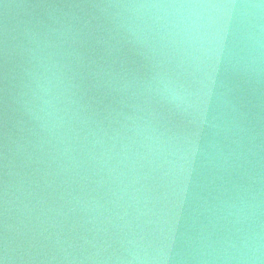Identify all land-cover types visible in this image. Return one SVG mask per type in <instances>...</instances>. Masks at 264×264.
Instances as JSON below:
<instances>
[{
    "label": "clouds",
    "instance_id": "1",
    "mask_svg": "<svg viewBox=\"0 0 264 264\" xmlns=\"http://www.w3.org/2000/svg\"><path fill=\"white\" fill-rule=\"evenodd\" d=\"M3 8L0 264H264V0Z\"/></svg>",
    "mask_w": 264,
    "mask_h": 264
},
{
    "label": "water",
    "instance_id": "2",
    "mask_svg": "<svg viewBox=\"0 0 264 264\" xmlns=\"http://www.w3.org/2000/svg\"><path fill=\"white\" fill-rule=\"evenodd\" d=\"M35 2H37V0H2V3H0V25L3 24L5 19L4 3L19 4ZM199 143L201 156L198 161L197 173L193 179L188 201L183 209L182 220L179 226L180 232H184L193 226L206 223V213L200 205L202 198L208 194V189L206 187L208 177L206 169L207 157L213 152L214 147L222 146L225 141L222 134H219L216 129L205 127L200 134ZM217 183H219V181H217Z\"/></svg>",
    "mask_w": 264,
    "mask_h": 264
}]
</instances>
